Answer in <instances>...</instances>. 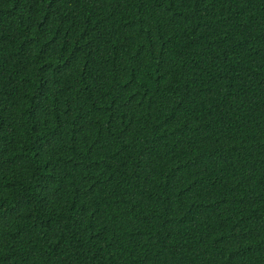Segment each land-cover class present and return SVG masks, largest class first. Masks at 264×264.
Instances as JSON below:
<instances>
[{
	"label": "trees",
	"instance_id": "obj_1",
	"mask_svg": "<svg viewBox=\"0 0 264 264\" xmlns=\"http://www.w3.org/2000/svg\"><path fill=\"white\" fill-rule=\"evenodd\" d=\"M0 264H264V0H0Z\"/></svg>",
	"mask_w": 264,
	"mask_h": 264
}]
</instances>
